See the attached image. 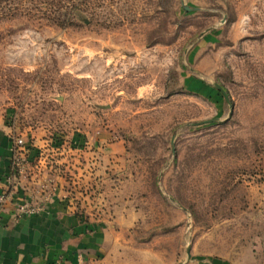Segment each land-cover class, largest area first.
Instances as JSON below:
<instances>
[{
  "label": "rangeland",
  "instance_id": "obj_1",
  "mask_svg": "<svg viewBox=\"0 0 264 264\" xmlns=\"http://www.w3.org/2000/svg\"><path fill=\"white\" fill-rule=\"evenodd\" d=\"M0 128L92 264H264V0H0Z\"/></svg>",
  "mask_w": 264,
  "mask_h": 264
},
{
  "label": "crops",
  "instance_id": "obj_2",
  "mask_svg": "<svg viewBox=\"0 0 264 264\" xmlns=\"http://www.w3.org/2000/svg\"><path fill=\"white\" fill-rule=\"evenodd\" d=\"M11 155L10 138L0 128V193L5 190ZM38 181L32 177L27 187L18 183L16 197L43 201L41 212L18 217L14 203L0 212V264H56L60 259L66 264H92L103 254L102 232L81 224L61 188L51 199L41 198L36 194Z\"/></svg>",
  "mask_w": 264,
  "mask_h": 264
},
{
  "label": "built area",
  "instance_id": "obj_3",
  "mask_svg": "<svg viewBox=\"0 0 264 264\" xmlns=\"http://www.w3.org/2000/svg\"><path fill=\"white\" fill-rule=\"evenodd\" d=\"M24 144V139L23 138H17L15 141V145L17 146H22ZM9 184L11 186H8L7 189L4 190V192L0 193V212L3 208L7 206V204L11 201H15V196L17 193V174L11 175L9 177ZM43 204L39 202H34L32 200H22V201H17L15 202V209H16V214L18 217H21L23 215H34L38 214L41 212L43 208ZM56 264H66L63 260H58ZM82 264V261L79 263Z\"/></svg>",
  "mask_w": 264,
  "mask_h": 264
},
{
  "label": "water",
  "instance_id": "obj_4",
  "mask_svg": "<svg viewBox=\"0 0 264 264\" xmlns=\"http://www.w3.org/2000/svg\"><path fill=\"white\" fill-rule=\"evenodd\" d=\"M187 9H191V8L187 6ZM221 89H222V88H221ZM222 90H223V89H222ZM223 92L225 93V91H224V90H223ZM225 95H226V93H225ZM189 254H190V252H189ZM189 256H190V255H189Z\"/></svg>",
  "mask_w": 264,
  "mask_h": 264
}]
</instances>
